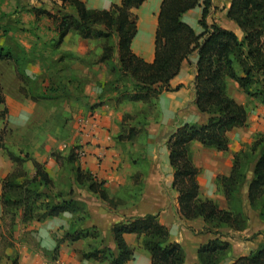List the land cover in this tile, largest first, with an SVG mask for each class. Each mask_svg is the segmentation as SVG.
<instances>
[{
	"label": "trees",
	"instance_id": "trees-1",
	"mask_svg": "<svg viewBox=\"0 0 264 264\" xmlns=\"http://www.w3.org/2000/svg\"><path fill=\"white\" fill-rule=\"evenodd\" d=\"M59 2L56 12L34 8L36 18L45 16L54 24L57 32L55 45L60 46L64 37L71 32L86 40L101 41L99 61H115L113 66L129 79L133 87L128 95L132 102L152 103L160 92L173 90L171 79L180 72L183 62L196 52L195 105L206 119L202 123L187 122L176 127L168 135L166 146L179 214L187 220L202 219L203 231L213 235L198 247L197 262L191 264H221L232 244L223 239L220 228L244 231L248 227L243 206L236 202L240 186L247 180L248 170L251 171V178L246 186L247 204L259 210V215L264 217V131L249 146L233 154L228 174L216 177L227 208H221L212 198L201 196L198 179L201 170L194 164L191 144L198 142L205 148L225 152L230 142L228 133L246 125L248 113L245 106L228 94L230 80L236 82L247 97L258 100L264 106V0H231L227 17L235 22L241 35L215 22H207L211 0H202L199 33L182 21V16L199 5L200 0H162L151 62L138 56L130 46L137 33V17L132 10L140 7L145 0H121L120 4H111L103 9L89 8L82 0ZM67 8L70 11H66ZM112 37L115 40L110 42ZM0 59L13 62L21 81L28 78L24 72V59L9 47L0 46ZM22 90L26 93L24 88ZM29 96L36 100L34 96ZM7 117L8 109L0 84V124ZM3 125L0 128V147L6 128ZM134 136L133 128L127 134L121 129L116 138L119 141L133 140ZM76 150V147L69 150L65 158L68 162L73 161ZM7 156L15 166L1 181V217L9 218L8 235L0 233L1 245L13 246L9 239L13 237L17 218L24 223L31 220L42 222L67 212L75 216V224L71 223L56 239L54 252L65 241L72 243L90 238L92 242L80 253L83 259L125 264L133 258L134 250L124 236L132 233L141 239L143 248L150 255L151 264H189L183 246L170 240L169 229L160 223L157 214L148 213L114 222L110 228L114 248L104 249L96 226L80 227L83 223L79 224L78 221L82 222L83 219L77 216L85 211L73 196V190H56L45 163L28 153L22 156L7 150ZM27 161H31L34 168L31 176L23 168ZM74 178L78 185L86 186L108 205H118L117 199L106 190L105 182L96 180L90 172L76 168ZM11 264H19L18 258H13ZM228 264H264V242Z\"/></svg>",
	"mask_w": 264,
	"mask_h": 264
},
{
	"label": "rangeland",
	"instance_id": "rangeland-1",
	"mask_svg": "<svg viewBox=\"0 0 264 264\" xmlns=\"http://www.w3.org/2000/svg\"><path fill=\"white\" fill-rule=\"evenodd\" d=\"M59 4V0H0V46L9 47L14 54L24 59V72L28 78L22 85L27 93L36 98L27 108L30 113L29 119H22L21 114L13 111L12 117L0 124L1 129L3 124L6 125L0 147V176L15 166L8 158L7 150L22 156L28 153L36 160L45 163L55 182L56 190H73V196L78 199L79 205L85 211L77 216L83 219L82 222L78 221L79 224L83 223L80 227L92 226V222L98 223L94 225L96 228L98 225L103 227L101 238L104 249L114 248V244L112 245L107 238L108 223L103 224L107 216L110 221L111 217L117 219V216L124 217L132 213L137 217L138 214L155 211L158 212V216L162 213L164 219L169 218L176 222V233L182 236L183 242L187 241L184 245L188 260L193 259V252L198 243L213 235L203 231L202 220L190 221L181 217L176 207L177 192L170 182L172 170L169 168L166 173L164 170L166 164L163 161L167 153L166 139L175 127L184 122L202 123L206 119L205 116L197 110L190 90L187 106L173 115L164 110V102L159 98L152 103L132 102L128 95L132 93L133 87L129 79L113 66L114 60L100 62L98 58L91 57L92 61L95 60L91 64L80 54H75L73 51L70 53L60 46L57 47L55 45L57 32L54 30V24L45 16L36 18L34 8L56 12ZM67 10L70 11V8ZM64 39L66 46H80L81 38L74 32L69 33ZM114 40L115 37H112L110 42ZM100 44L99 40L89 42V46L91 45L94 51ZM193 55L189 57L185 67L187 77L190 79L188 83L190 88L193 85L191 61ZM12 63L8 60H0V74L12 73L14 71ZM89 82L95 85L87 88ZM97 85L101 86V90L94 88ZM240 90L236 82H228V94L235 100H242L248 113L246 125L229 133L230 152L234 148L249 146L255 137L264 131V122H262L264 111L259 107L260 102L247 97ZM88 118L90 121L97 119L110 121V127L105 129L110 137L107 141L110 145L106 148H113L118 154L119 162L112 165L114 163L112 160L109 169L113 171L114 167H117L127 172V177L125 176L118 190L111 194L117 199L116 207L107 203L102 207L98 203L99 198L86 186L78 185L74 178L76 168L90 172L77 153V150H81L87 144L85 136L81 135L80 122ZM167 121L170 123L168 128L164 124ZM131 128L135 132L133 140H117V133L121 129L127 134ZM112 129L116 131L113 133ZM73 147L77 149L76 156L72 162H68L65 158ZM192 152L194 164L201 170L199 180L201 196L212 197L216 201L224 200L216 177L229 171L231 166V159L227 156L229 151L222 154L195 144ZM110 156L114 157L113 154ZM5 163L8 166L1 169ZM212 167L218 169L212 170ZM23 168L26 169L28 176L32 175L34 168L31 161L25 162ZM250 178L251 171L248 170L247 180L240 186L236 201L237 205L243 206L248 227L244 231H234L228 227L220 228L223 239L232 244L222 264L264 242V217H261L259 210L252 209L246 201V186ZM102 209L106 213L98 214ZM107 213H114V216ZM73 216L70 213L63 214L59 222L65 223L68 229L71 223L75 224L73 222L75 216ZM8 222V216L5 219L1 217L0 233L5 236L9 231ZM37 225L35 221L24 223L19 218L16 219L13 237L9 239L14 247L0 244V263H3V259L7 256L5 250L11 251L13 248L15 250L17 244L27 240L30 234L35 232ZM44 225L50 232L57 226V219L48 220ZM50 237L55 239L57 236L54 233ZM193 238H196L198 243L191 242ZM90 242V238L84 240L83 247Z\"/></svg>",
	"mask_w": 264,
	"mask_h": 264
},
{
	"label": "crops",
	"instance_id": "crops-1",
	"mask_svg": "<svg viewBox=\"0 0 264 264\" xmlns=\"http://www.w3.org/2000/svg\"><path fill=\"white\" fill-rule=\"evenodd\" d=\"M82 1L85 2L87 7L98 8V9L109 8L111 4H120V2H121V0H82ZM161 1L162 0H145V2H143V4L140 7L132 10V12L137 17V21H136L137 22V33L134 36L130 46L132 47V50L138 56L142 57L147 62H151L153 60V57H154V40H155V32H156V27H157V16H158ZM230 2H231V0H211V8L209 10V14H208L206 20H207V22H215L219 26L226 28V29L233 30L238 35H241L240 29L235 24V22H233L231 19L229 20V18L227 17V10H228V7L230 6ZM202 8H203L202 0H200L199 5H197L193 9H190L189 11L184 13L182 16V19H183L182 21H185L186 23L191 25L197 33L201 32V27L199 26L198 21L201 17ZM64 40L60 44L61 49L65 50L67 52H70V53L73 51V52H75V54H80L81 57L86 58L89 61V63L91 62V64H93L95 62V60L92 61L93 59H90V58L91 57L92 58H94V57L99 58L101 53H102L101 44L96 46L95 51L92 50L93 47L91 45L89 46V42H91L93 40H90V41L87 40L86 41V39L81 38L82 41L81 40L79 41L80 46L76 45L74 47L66 46ZM89 49H91V51H89ZM188 60L189 59H187L183 62L181 69H180V72L173 79H171L170 86L173 90L162 91V92H160V94L158 96V98L161 99L162 102H164V107H163L164 110L171 113L172 115H173V113H175V112L179 111L180 109H182L183 107L187 106V102L189 101V97H190L189 96V90H190V92H192V100L194 101V104H195L194 76H195V65H196V52L193 55V60H191L193 63V71H192L193 85L191 86V88L188 86L190 79H188L187 74H186V70H185L186 69L185 67L187 65ZM10 62H12V61H10ZM13 67H14V64H13ZM95 67L97 68V66H95ZM13 69H14V71L12 73L3 74V75L0 74V84H1L4 96H5V106L8 109L7 119L12 117L13 111L14 112L16 111L19 114H21L22 119H24V118L29 119L30 113L27 111V108L31 106V103H33V100H30L31 98L29 96L30 95L29 93L23 92V90H22V88H24L22 85L23 81H21L18 78V76L15 72V67ZM229 82H234V81L230 80ZM92 85H95V84L92 82H89L87 88L91 87ZM94 88L100 89L101 86L97 85V87H94ZM236 101L243 104L242 100H239V101L236 100ZM258 104H259V107L262 109V111H264V106L260 103H258ZM85 120H86L85 129L82 130L81 135L85 136L84 139L87 142V144L84 145L83 148H81V150L85 151V155L82 158V161L86 163L85 166L88 168V170L90 171V174L96 180L105 182V187L107 188L106 190L111 195V194L115 193L118 190L117 188H119L120 184L123 183V181L125 180V176L127 177V172L123 171L122 169L121 170L117 169V167H114V166H113L114 167L113 171H111L109 169V165L112 164V160L114 162L112 165H116L119 162L118 154H116L113 151V148L112 149L106 148L110 145V143L107 142L110 137L107 135L108 133L106 132L105 129L110 127L109 126L110 121L108 119H104L103 121H101L99 119H97L95 121H93V120L90 121L89 118L85 119ZM260 120H262V119H260ZM106 122H108V123H106ZM262 122H264V119L262 120ZM105 123H106V125H104ZM184 123H182V124H184ZM164 124L167 125V128H168L169 127L168 124H170V123H168V121H167ZM182 124H180V125H182ZM180 125H177L176 127H178ZM240 128H242V127L235 128V129L231 130L230 132L237 130V129H240ZM116 129L115 130L112 129V132L114 133L116 131ZM229 133H228V137H229ZM195 144L202 146L198 142H193L191 144V150L193 149ZM239 148L240 147L234 148L233 151L230 152V142H229V148L227 150V151H229V155H227V156L229 157V159H231V166H232L233 154L235 152H237L239 150ZM227 151H225V152H227ZM108 152H110V153H108ZM218 152L222 153V154L225 153L222 151H218ZM111 154H113L114 157H111L110 156ZM192 157H193V152H192ZM193 161H194V159H193ZM163 163L166 164V168L164 169L166 171V173H167L169 168L172 170V168L169 164V161H168V150H167V153L165 155V160L163 161ZM155 165H157V163ZM7 166H8V164L5 163L4 167H1V169H4ZM231 166H230V169H231ZM217 169H218V167H212V170H217ZM230 169H229V171H230ZM11 170L12 169L3 173L0 176L1 181ZM229 171L225 172L223 174H228ZM33 173H34V171L32 172V174ZM161 173H162V171H161ZM200 174H201V171H200ZM200 174L198 177L199 180H200ZM172 180H173V170L171 171V175H170L171 186H172ZM199 184H200V181H199ZM200 187H201V185H200ZM200 192H201V188H200ZM207 198H212V197L207 196ZM97 200H98V203L102 205V207H105L106 202L103 201V203H101L102 200H100V199H97ZM176 200H177V197H176ZM216 202L219 204V206L221 208H227V203H226L225 198H224V200L216 201ZM176 207L178 210V203L176 204ZM91 210H93V209H91ZM66 213L67 212L62 213V214H60V216H62L63 214H66ZM103 213H106V212L102 209V211L98 214L104 215ZM148 213L158 215V212H155V211H149V212L141 213L138 215L143 216V215L148 214ZM107 214L114 216V213H107ZM1 215H2V207L0 204V220H1ZM134 215L135 214L132 213V214H129L128 216L125 215L124 217L123 216H117V219L111 217L110 221H109V219H107L108 216L106 217V220L103 222V224L108 223L107 224L108 225V228H107L108 237L107 238L109 239V241L111 242L112 245L114 244L112 236L110 234V228H111L112 224H114V222L117 223L120 221H124L130 217H135ZM60 216L52 217V218L46 219L45 221H42V222H38L35 220H31V221L26 222V223H31V222L35 221L38 224L37 227H35V232L30 234L31 236H29V238H27V240H24L21 244H17L18 247L15 250L13 248L14 246L11 247V248H13V249H11V251H9V249H6L5 254L7 256L3 259V261H2L3 263H0V264H11L12 259L15 257L18 258L19 264H108V262H106V261H97V260H93V259H83L81 257L80 253L82 250L85 249V247H83V245H82V242H84V240H86V239L78 240V241L72 242V243L65 241V242L61 243L59 245L58 250L54 252L53 249H54L55 244H56V239L61 237L63 232L67 230L66 224L59 222ZM54 219H57V226L54 227L53 229H51L52 231L49 232V230L45 227L44 224L46 221H48V220L51 221ZM158 220L160 221V223L164 224L169 229L170 240L174 241V242H178L183 246V248L185 250L187 263H189V264L196 263L197 262L196 251H197L198 247L201 244L205 243L208 239H210L211 236L207 237V239L204 240L205 242L202 241L200 244L198 243V240L196 238H193V240L191 242L198 243V246L193 252L194 253L193 259L188 260L186 247L184 245L185 242H187V241L183 242L182 236H180V235H178V233H176V225H175L176 222L174 220H170L169 218L164 219L162 213L159 214ZM195 220H198V219H195ZM200 220H202V219H200ZM190 221H193V220H190ZM96 223L94 224V222H92V225H96ZM202 226L204 227V222H203ZM98 228L97 229L102 236V234H103L102 228L103 227L101 225H98ZM56 230H57V232H56ZM54 233L56 234L57 237L55 239H51L50 235L54 234ZM124 237H125V240L127 241V243L134 250L133 258L131 260H128V262L125 264H151L150 255H149L148 251H146L143 248V246L141 244V239H139L137 237V235L132 234V233L125 234ZM87 239H89V238H87ZM189 241H190V239H189ZM247 253H245V254H247ZM245 254H243V255H245ZM231 261L232 260L228 261L225 264H228Z\"/></svg>",
	"mask_w": 264,
	"mask_h": 264
},
{
	"label": "built area",
	"instance_id": "built-area-1",
	"mask_svg": "<svg viewBox=\"0 0 264 264\" xmlns=\"http://www.w3.org/2000/svg\"><path fill=\"white\" fill-rule=\"evenodd\" d=\"M85 125H86V120H83L80 122V129L83 130L85 129ZM77 153L79 155L80 158H83L85 155V151L84 150H77Z\"/></svg>",
	"mask_w": 264,
	"mask_h": 264
}]
</instances>
